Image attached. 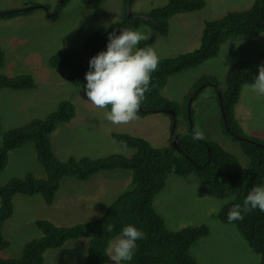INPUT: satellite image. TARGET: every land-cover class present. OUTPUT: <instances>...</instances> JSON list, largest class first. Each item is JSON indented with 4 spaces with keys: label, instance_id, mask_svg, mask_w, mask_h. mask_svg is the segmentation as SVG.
<instances>
[{
    "label": "rangeland",
    "instance_id": "rangeland-1",
    "mask_svg": "<svg viewBox=\"0 0 264 264\" xmlns=\"http://www.w3.org/2000/svg\"><path fill=\"white\" fill-rule=\"evenodd\" d=\"M58 1L0 0V14L31 5L48 6L52 12L57 8ZM165 3L166 0H135L130 10L134 15L146 14L163 7ZM205 3L199 12L173 16L168 36H159L152 41L150 47L156 51L159 60L194 50L199 44L203 21L219 19L226 11H243L252 0H205ZM122 10V0H101L96 8L86 6L82 0H68L56 16L48 17L51 20L41 9L0 20V52L4 57L0 75L27 74L35 83L32 90L0 91L2 132L24 124L32 117L45 116L60 101L68 100L75 107V116L69 123L58 125L51 136L53 152L60 160L68 155L62 150L73 157L79 150L100 156H131L134 150L116 146L110 137L112 132L140 137L154 148L168 145L171 137V117L168 114L153 113L138 117L129 124H113L106 119V109L97 108L88 101L84 89L69 85L64 69H51L47 65L49 56L55 51L61 48L79 49L89 33L118 20ZM124 12L127 14L126 8ZM138 31L147 37L150 33L147 27ZM263 47L264 33L251 39H231L221 47L217 58L170 77L163 96L181 105L192 84L199 78L213 76L223 84L227 69L236 61L243 60L256 66ZM191 111L193 127L202 132L203 140L219 144L245 167L247 158L237 143L223 134L216 92L206 87L191 104ZM235 116L246 135L264 141V95L253 91L252 85L242 88ZM188 124V115L185 122L180 114L176 119L175 132H189ZM120 172L101 174L98 179L87 181L64 178L49 206L35 197L16 195L13 219L7 220L2 228L9 247L0 252V258H17L27 241L40 236L34 224L37 220H47L57 227H70L100 217L109 203L128 189L130 173ZM26 173L43 178L32 144L9 153L7 164L0 173V185L13 177L23 178ZM102 196L104 198L100 199ZM228 201L211 196L193 175L184 178L171 174L165 188L155 196L153 205L168 230L176 231L189 225H205L209 229V235L196 242L191 250L198 264H258V256L248 248L235 226L221 223L214 217V213ZM116 239L108 245L106 264H115L109 255ZM86 247V239L69 241L59 249L47 251L43 264H85Z\"/></svg>",
    "mask_w": 264,
    "mask_h": 264
},
{
    "label": "trees",
    "instance_id": "trees-1",
    "mask_svg": "<svg viewBox=\"0 0 264 264\" xmlns=\"http://www.w3.org/2000/svg\"><path fill=\"white\" fill-rule=\"evenodd\" d=\"M100 1L86 3L82 0L83 4L91 8H96ZM134 1L131 0L130 4ZM66 2L64 0L60 8ZM127 2L122 0L123 10L118 20L89 33L79 49L61 48L55 51L48 58V67L64 69L69 85L84 89L85 74L91 70L89 61L107 50L110 33L119 35L122 29L137 31L147 27L150 31L148 39L141 41L138 47H149L156 37L168 36L169 22L173 16L199 12L206 5L205 0H166L163 7L152 9L149 13H131L127 16L124 12ZM44 7L49 9L48 6ZM36 9L39 8L1 13L0 20L26 15ZM154 25L156 29L153 40H150ZM263 33L264 0H252L251 5L243 11L230 10L219 19L203 21L197 48L159 60L157 70L151 73L150 91L145 93L137 112L138 117L165 113L171 117V122L173 117L177 119L182 114L187 122L188 99L195 92L192 103L206 87L212 88L216 92L220 115H224L221 121L223 134L237 143L247 158L245 167L217 143L193 138L195 129L191 108L189 132L176 135L178 150L170 145L171 137L167 146L154 148L140 137L112 132L110 137L117 142L114 143L116 146L134 150L129 157L109 154L97 158L69 156L64 160L58 159L53 153L50 136L58 125L67 124L74 118L75 107L68 100L60 101L45 116L32 117L26 123L5 132L0 128V173L7 164L9 153L28 144H32L35 161L43 171V178L26 173L23 178L13 177L0 185V252L9 247L2 228L12 218L16 195L39 197L49 206L64 178L87 181L100 173L116 170L127 171L131 177L128 189L118 195L97 219L70 227H57L47 220L35 221L40 236L27 241L19 257L0 258V264H43L47 251L59 249L65 243L78 239L87 240L85 264H106L105 254L109 243L119 237L127 225L135 226L144 233V237L136 241L132 260L121 261L120 264H198L191 250L196 242L209 235V229L205 225H189L176 231L168 230L153 205L155 196L165 188L171 174L184 178L193 175L211 196L229 199L214 213V217L221 223L235 226L248 248L258 256V264H264V212L257 208L244 213L242 220L229 222L227 219L233 205L243 206L248 192L254 186L264 185V141L246 135L235 117V107L242 88L253 84L259 66L264 65V47L258 55L256 66L243 60L232 64L225 73L222 86L216 77L200 78L192 85L181 106L165 98L162 93L170 77L196 69L217 58L221 47L229 40L237 37L256 38ZM3 63L4 57L0 52V69ZM34 88L35 83L30 75H0V91ZM106 111H110V107ZM171 112L174 113L173 117ZM107 224L113 226L112 232L105 230Z\"/></svg>",
    "mask_w": 264,
    "mask_h": 264
},
{
    "label": "clouds",
    "instance_id": "clouds-1",
    "mask_svg": "<svg viewBox=\"0 0 264 264\" xmlns=\"http://www.w3.org/2000/svg\"><path fill=\"white\" fill-rule=\"evenodd\" d=\"M93 1L96 0H91V3ZM30 7L43 10L44 13H47V15L45 14V17L47 18L49 15L53 14V16H56L57 11L60 9L59 4L55 9L56 12L54 10V12H51L45 7L32 5ZM11 12L12 11H9L8 13ZM131 13L130 10V14ZM153 36L154 34L150 38ZM147 39L148 37L138 30L122 29L120 30L119 35L110 33L107 50L98 53L89 61L91 70L85 74L86 85L84 86V92L88 101H90L95 107L100 109H107L110 107V111H107L105 115L106 119L113 124H129L138 119L137 112L140 108L141 102L145 98V93L150 91L149 85L151 81V73L157 70L159 57L156 51L150 46L138 47L141 41ZM252 90L260 95H264V65H261L258 68V74L255 76L252 84ZM217 93L219 92L217 91ZM194 96L195 92L188 99L186 104L189 106H187V115L191 108V104L195 101L194 100L191 103ZM171 114L173 117L174 113L171 112ZM173 120H175L174 134L178 135L175 132L176 119L173 117L172 121ZM188 120H190V116ZM193 138L202 140L204 137L202 132L194 130ZM113 143L117 142L113 141ZM119 143L123 144V142ZM257 208L261 212H264V186H254L244 198L243 206H241V204L233 205L228 212L227 219L229 222L242 220L244 218V213H248ZM104 228L108 232H112L113 230L111 224L105 225ZM143 237L144 233L138 230L135 226L127 225L123 227L121 235L117 239L115 238L116 240L112 244L111 253L109 255L110 259L114 261L115 264H120L121 261H131L134 255V250L137 247L136 241Z\"/></svg>",
    "mask_w": 264,
    "mask_h": 264
},
{
    "label": "water",
    "instance_id": "water-1",
    "mask_svg": "<svg viewBox=\"0 0 264 264\" xmlns=\"http://www.w3.org/2000/svg\"><path fill=\"white\" fill-rule=\"evenodd\" d=\"M64 0H59L58 1V4L61 5L63 4ZM87 3H91V0H87L86 1ZM130 2L131 0H128L127 2V5H126V10H127V16H130ZM34 7H27V8H24V9H21V10H17V11H12L13 13L14 12H21V11H27V10H30V9H33ZM49 17H51V15H49ZM155 29H156V26L154 25L153 29H152V32L151 34L153 35V33L155 32ZM151 39V38H150ZM218 94V93H217ZM188 106V105H187ZM189 107V106H188ZM222 117L224 118V115L223 113H221ZM188 118H189V113H188ZM174 125H175V120L172 121V124H171V128H170V135H171V143L170 145L175 149V150H178V146H179V140L177 138V136L174 134Z\"/></svg>",
    "mask_w": 264,
    "mask_h": 264
},
{
    "label": "crops",
    "instance_id": "crops-1",
    "mask_svg": "<svg viewBox=\"0 0 264 264\" xmlns=\"http://www.w3.org/2000/svg\"><path fill=\"white\" fill-rule=\"evenodd\" d=\"M61 125H64V124H61ZM51 146L53 147V141H51ZM54 149V148H53ZM62 152H65V154H68L67 155V157H69V156H71L67 151H63L62 150ZM55 154V153H54ZM56 156V155H55ZM82 156H86V157H90V158H97V157H101L100 155H92V154H89V153H82V151L81 150H79L78 151V154H76L74 157H76V158H79V157H82ZM66 157V158H67ZM65 158V159H66ZM120 171H122V170H116V171H112V172H103V173H100V174H98L97 176H95V177H93V178H96V179H98V177L101 175V174H106V173H112V174H119V173H122V172H120ZM93 178H91V179H93ZM128 179V178H127ZM126 179V180H127ZM130 182V181H129ZM38 201H40L41 200V198H39V197H35ZM102 198H104V196H102L100 199H102ZM112 202V201H111ZM13 218H11V220H12Z\"/></svg>",
    "mask_w": 264,
    "mask_h": 264
},
{
    "label": "flooded vegetation",
    "instance_id": "flooded-vegetation-1",
    "mask_svg": "<svg viewBox=\"0 0 264 264\" xmlns=\"http://www.w3.org/2000/svg\"><path fill=\"white\" fill-rule=\"evenodd\" d=\"M47 15V13H45ZM156 26V25H155ZM150 40H153V37L150 39Z\"/></svg>",
    "mask_w": 264,
    "mask_h": 264
},
{
    "label": "bare ground",
    "instance_id": "bare-ground-1",
    "mask_svg": "<svg viewBox=\"0 0 264 264\" xmlns=\"http://www.w3.org/2000/svg\"><path fill=\"white\" fill-rule=\"evenodd\" d=\"M43 2V1H42ZM49 19V18H48ZM47 20V19H46ZM49 20H51V19H49ZM206 188V187H205Z\"/></svg>",
    "mask_w": 264,
    "mask_h": 264
}]
</instances>
